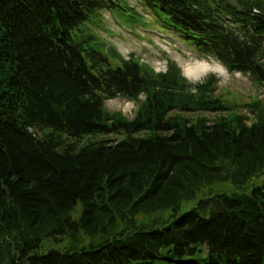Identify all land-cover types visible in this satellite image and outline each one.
<instances>
[{"label":"trees","instance_id":"obj_1","mask_svg":"<svg viewBox=\"0 0 264 264\" xmlns=\"http://www.w3.org/2000/svg\"><path fill=\"white\" fill-rule=\"evenodd\" d=\"M140 1L264 86V0ZM123 2L0 0V264H264L263 101L106 54L88 24Z\"/></svg>","mask_w":264,"mask_h":264},{"label":"rangeland","instance_id":"obj_2","mask_svg":"<svg viewBox=\"0 0 264 264\" xmlns=\"http://www.w3.org/2000/svg\"><path fill=\"white\" fill-rule=\"evenodd\" d=\"M126 10L110 11L101 9L91 17L88 27L96 33L105 53L112 48L124 59H133L141 66L153 69L155 72H164L170 63L179 68L180 73L191 83L202 82L206 77L213 75L218 79L215 96L227 102L232 109L246 113L244 104L256 99L263 101L264 86L256 82L248 74L239 72L229 73L226 68L211 55L198 51L186 38L179 36L171 28L166 27L162 19L140 0H125ZM112 66L120 64L117 58L109 57ZM264 61V56H263ZM208 63L211 68L195 77L187 75L186 69L197 63ZM219 64L224 72L216 70ZM143 99V95L139 96ZM104 108L109 112H120L127 118H132L138 107V102L125 99L121 96L106 99ZM217 112L198 111L185 114L188 117L202 116L212 119ZM221 114V113H220ZM226 115V114H225ZM252 120V115H249ZM248 120V121H250ZM109 137L117 136L111 135ZM257 178L252 185L260 183ZM229 188V185H217L215 191Z\"/></svg>","mask_w":264,"mask_h":264},{"label":"bare ground","instance_id":"obj_3","mask_svg":"<svg viewBox=\"0 0 264 264\" xmlns=\"http://www.w3.org/2000/svg\"><path fill=\"white\" fill-rule=\"evenodd\" d=\"M211 68V65L208 63L202 62V63H197L196 65L189 66L186 69V74L193 75L195 77H198L199 75L202 76L203 73H205L207 70ZM216 70H219V72H224V69L221 68L219 64L216 65L215 67Z\"/></svg>","mask_w":264,"mask_h":264},{"label":"water","instance_id":"obj_4","mask_svg":"<svg viewBox=\"0 0 264 264\" xmlns=\"http://www.w3.org/2000/svg\"><path fill=\"white\" fill-rule=\"evenodd\" d=\"M229 2L233 5V6H236V7H238V5H237V3L236 2H234V1H232V0H229Z\"/></svg>","mask_w":264,"mask_h":264}]
</instances>
